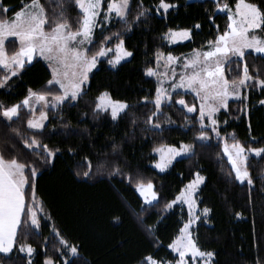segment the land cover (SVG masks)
<instances>
[{"label":"trees","instance_id":"obj_1","mask_svg":"<svg viewBox=\"0 0 264 264\" xmlns=\"http://www.w3.org/2000/svg\"><path fill=\"white\" fill-rule=\"evenodd\" d=\"M23 2L27 0H3L9 11L6 15L0 12V19L11 18ZM41 2L50 16L53 11H59L55 0ZM169 2L178 7L170 9L165 18L155 11L159 0H142L147 14L134 23L141 0H130L128 22L133 24L131 30L117 19L105 25L103 34L96 29L95 44L89 46L90 55L99 47L103 35L115 32L121 34L126 48L133 55L115 69L106 59H101L89 75L85 95L73 102L74 106L64 104L59 110L48 111L46 127L39 131L37 138L41 144L39 151L42 152L45 144L49 149H59L50 162L45 161L46 154L37 155L24 145L22 136L30 139L34 131L27 128L30 117L27 110L21 111L20 119L13 121L11 128L6 122H0V151L5 158L15 156L23 162L35 163L38 168L35 196L36 203L41 205L35 209L40 220L39 234L30 231L25 236L21 231L16 249L9 259L0 260V264H26L27 257L18 253L22 243H30L35 249L33 264H43L45 256L63 264L56 251L60 247V238L69 245L78 246V264H147L144 258L149 255L172 262L176 255L168 245L178 234L185 212L180 206L165 212L163 205L174 199L196 171L206 177L198 193L199 208L211 209L207 223L201 220L194 230L199 247L215 253L214 264H264V154L249 157L246 161L254 180L251 189L247 183L240 185L229 181L231 167L225 157L221 160L217 155L222 154L221 144L212 138L209 146L202 148L197 144L195 156L177 159L164 173L151 167L156 159L152 151L154 147L191 142L199 125L195 123V112L190 114L194 126H186L184 111L174 101L182 96L197 107V100L190 93L180 92L181 95L172 96L173 104L165 106L164 114L158 117L162 130H147L145 121L155 108L152 103L146 104L143 98L153 99L156 82L145 74L146 68L154 67L157 49L173 55L189 53L193 48L205 47L206 42L214 40L227 25V16L217 12L213 0ZM250 2L264 9V0ZM220 3L234 7L235 0H220ZM64 8L75 29L79 9L74 0H66ZM197 23L199 29L195 28ZM177 26L192 29V39L168 45L161 36L168 28ZM257 31L264 37V31ZM115 43L116 40H112L108 46ZM5 47L9 55L16 51L14 40L6 42ZM246 62L251 74L255 75L258 69L264 78V59L248 55ZM229 67L232 71L226 69V77L231 80L241 74L243 62L233 60ZM3 74L4 70H0V76ZM49 79L46 64L34 59L21 74L10 79L8 87L0 88V104L18 103L29 88L42 91ZM104 90L114 100L125 101L130 106L117 121H113L109 113L95 114L92 111L95 97ZM261 99H264V91L253 88L248 92L250 111L247 116L240 111L243 107L240 101H230L229 111L221 110L217 115L220 135L234 134L245 148H264V105L258 103ZM225 120L228 121L226 125ZM12 129H19L22 135H16ZM228 142L232 143V140L229 138ZM89 163L92 165L91 175L84 177L83 172L88 170ZM113 165H119L124 174L130 173L131 182L126 175L110 176ZM138 178L144 182L151 180L160 198V203L154 207L145 205L147 210L143 213L140 211L143 203L134 189ZM26 189L31 201L32 186L26 185ZM237 212L241 214L239 217ZM149 225L153 226L152 232L147 230ZM57 231L59 237L55 235Z\"/></svg>","mask_w":264,"mask_h":264},{"label":"snow or ice","instance_id":"obj_2","mask_svg":"<svg viewBox=\"0 0 264 264\" xmlns=\"http://www.w3.org/2000/svg\"><path fill=\"white\" fill-rule=\"evenodd\" d=\"M65 2L66 0H55L59 11H53L50 16L41 0H27L11 18L0 19V70H4V74L0 76V88L8 87L10 79L21 74L26 65L33 62L35 56L47 61L51 71V78L46 82L42 91L29 88L27 95L18 103L11 106L0 104V122H6L9 128L13 121L20 119L23 109L31 113L26 123L28 129L34 130L32 137L29 139L22 136V139L25 147L32 149L37 155L46 154L44 155L46 162H50V158L59 151V149H49L46 144L42 145V152L39 151L41 144L37 136L39 131L46 127L44 122L48 119V111L59 110L64 104L74 106L73 102L79 101L85 95L89 74L102 58L106 59L108 65L115 69L121 61L133 55V52L126 48L125 40L119 32L103 35L97 50L89 54L92 51L89 46L95 44L96 29L99 28L103 34L105 25L111 23L113 14L120 23L127 25L128 30H131L133 24L128 22L130 0H107L106 8L102 7L103 0H74L80 12L77 20L78 26L75 29L66 16ZM215 3L219 12H227V25L222 33L218 32L214 40L206 42L207 50L193 48L191 55L183 57V63H181L180 57L174 56L171 52L165 55L157 49L154 54L157 67L155 69L147 67L145 70L147 76L158 78L153 99L149 100L147 96L143 98L146 104L152 103L155 108L145 121L148 126L147 130H162L158 117L164 114L165 106L173 104V95H181L178 90L190 91L199 101L198 109L195 104L190 105L186 102L182 96L174 101L184 111L186 126H194L190 114L199 112L195 120L199 127L191 142L181 141L179 146L161 144L159 147H154L152 151L158 154L159 159L153 161V166L160 172H164L178 158L187 159L195 156L197 144L202 148L209 146L211 136L214 135L222 145V154L217 155L221 160L227 157V162L231 165L228 172L229 181L240 185L246 182L251 189L254 180L246 161L252 154L260 157L264 154V148H245L234 134L220 137V121L217 119V114L222 109L228 112L229 100L234 99L243 104L240 111L247 116L250 111L247 104L248 92L253 88L264 91V78H261L258 69L255 75L251 74L246 62L248 55L264 59V37L257 34V30L264 31V9L250 0H235L234 11L228 3H220V0H215ZM139 7L140 11L134 17V23L147 14V10L143 9L142 0ZM177 7V4L169 0H159L156 11L159 15L162 10L166 18L169 10ZM8 11V6L0 0V12L6 15ZM102 13L103 20L100 19ZM195 28L199 29L200 24L197 23ZM192 36V29L177 26L168 28L167 32L162 34L161 39L174 44L189 41ZM9 37H14L19 44L18 49L10 55L5 47L6 42H9ZM112 40H116V43L113 47H109ZM113 52L114 55H112ZM233 58L243 62V68L238 77L229 80L225 70L232 71L229 66ZM162 62L163 71H160ZM178 65L181 68L179 74L176 71ZM169 71H171L170 90L162 86L164 81L169 79ZM258 103L264 105V99ZM40 105L42 107L37 116L36 112ZM129 107L127 102L114 100L111 94L104 90L95 97L92 111L95 114L110 113L111 119L117 121ZM227 122L225 120L224 124L226 125ZM132 123L135 124V120ZM169 123H171L170 120ZM12 131L16 135H22L19 129H12ZM229 138L232 143H228ZM113 150H116L115 145ZM69 151L72 150L69 149ZM91 169L92 165L89 163L88 170L83 172V176L89 177ZM37 174L38 168L35 163L23 162L15 156L7 159L0 151V260L10 258L16 249L21 231L25 236L30 231L39 234L40 220L35 211L37 207H41L36 203L35 196ZM115 175H126L130 182L132 180L131 174L122 173L119 165L112 166L110 176ZM205 179L206 177L201 175L200 171L194 172L193 178L181 187L174 199L163 205L165 212L175 206L182 208L186 206L187 208L188 219L183 223L179 234L168 245V248L177 254L175 264H189L187 257H191V264H214L215 253L202 250L191 231L199 220L202 218L207 220L211 212V209L206 206L203 209L199 208L198 193ZM26 185L32 186L31 201L28 200ZM135 188L143 197L144 203L140 209L142 213L147 210L145 205L150 208L160 203V198L151 180L144 182L138 178ZM240 215L239 212L236 213L237 217ZM147 230L152 232L153 226L149 225ZM55 235L59 237L60 234L57 231ZM46 244L47 241L45 249ZM59 244L60 247L56 251L60 254L63 264H78V246L69 245L63 238L59 239ZM34 251L30 243H22L18 247V253L27 257L26 264H33ZM144 260L147 264H171V262L157 260L150 255ZM43 264H60V261L45 256Z\"/></svg>","mask_w":264,"mask_h":264},{"label":"rangeland","instance_id":"obj_3","mask_svg":"<svg viewBox=\"0 0 264 264\" xmlns=\"http://www.w3.org/2000/svg\"><path fill=\"white\" fill-rule=\"evenodd\" d=\"M188 1H192V0H188ZM213 1H215V0H213ZM102 7L103 8H106L107 7V0H103V4H102ZM233 11L235 10V5H234V7H230ZM217 10V9H216ZM155 11H156V7H155ZM217 12H219L218 10H217ZM156 13H157V11H156ZM219 13H223V14H225L226 16H227V12L225 11V12H219ZM160 14H163V12H162V10H161V13ZM100 19L101 20H103V13L101 14V17H100ZM113 19H117V18H115V16H114V14H113V18H112V20ZM107 25V24H106ZM257 34L258 35H260L259 33H258V31H257ZM261 36V35H260ZM9 40H14L15 41V38L14 37H9ZM166 42V41H165ZM183 42H186V41H181V42H176V43H174V44H177V43H183ZM15 43H16V50L18 49V47H19V44H18V42L17 41H15ZM167 43V42H166ZM168 45H174V44H169V43H167ZM113 47V46H112ZM198 49H201V50H207L208 49V45H206L205 47H203V48H198ZM165 55H167L166 53H164ZM112 55H114V52L112 53ZM191 55V52H189V53H186V54H182V55H174V56H176V57H180L181 58V63H183V57H185V56H190ZM130 57H128V58H126L125 60H123V61H121V63L122 62H124V61H126V60H128ZM34 59H39V60H41V61H43L45 64H46V66L48 67V62L47 61H45L43 58H41V57H39V56H35L34 57ZM103 59V58H102ZM233 60H238L237 58H233ZM98 65V64H97ZM157 67V64H156V60H154V69ZM97 68V67H96ZM95 68V69H96ZM48 69H49V67H48ZM95 69H93V70H95ZM92 70V71H93ZM49 71H50V69H49ZM160 71H163V62L161 63V67H160ZM176 71H177V74H179V72L181 71V68H180V66L178 65L177 67H176ZM225 73H226V70H225ZM91 74V73H90ZM89 74V75H90ZM148 77H150V76H148ZM152 78H154V80H155V82H156V87H157V82H158V78L156 77V76H151ZM170 77H171V71H169V79H167V80H165L164 81V84L162 85L164 88H168L169 90H170V84H171V80H170ZM50 78H51V71H50ZM177 79H179V75H177ZM179 92H183V93H190V94H192L193 96H194V94L193 93H191L190 91H188V90H184V89H180V90H178ZM154 96H155V94H154ZM49 99H50V97H49ZM230 101H234V99H230L229 100V102ZM11 106V105H10ZM42 107V105H40V106H38V110H37V112H36V115L38 116L39 115V109ZM199 108V101L197 100V109ZM25 110H27V109H25ZM223 110V109H222ZM28 111V110H27ZM110 114V113H109ZM199 115V112L197 111V116ZM218 115V114H217ZM30 116H31V113H30ZM30 118V117H29ZM44 123H46V121L44 122ZM210 135H211V133H210ZM220 137H222L221 135H220ZM211 138L213 139V140H216V141H218V138L217 137H215L214 135H212L211 136ZM228 143H230V142H228ZM179 146V145H178ZM221 149H222V145H221ZM153 154L155 155V157H156V159L155 160H157V159H159V156H158V154H156V153H154L153 152ZM249 157H256L254 154H252V155H250ZM226 158V160H227V157H225ZM178 159H180V158H178ZM230 165V164H229ZM151 167L155 170V171H157V172H159V173H164V172H166L168 169H166L164 172H160L159 170H157V169H155L154 168V166H153V163L151 164ZM230 167H231V165H230ZM263 175H264V173H263ZM246 183V182H245ZM202 186V185H201ZM200 186V187H201ZM134 189H135V192L137 193V195L140 197V199H141V201H142V203H144V201H143V197H141L140 195H139V193L136 191V188L134 187ZM181 207V206H180ZM183 210H184V212H185V216H184V218H183V221H182V225H181V227L183 226V223L188 219V213H187V208H186V206L185 207H183ZM201 220H203L204 221V223H207V220H205V219H201ZM201 220H199L198 222H197V224L201 221ZM197 224L196 225H194L193 227H192V229H191V231H192V233H193V237H194V230H195V228H196V226H197ZM180 230V229H179ZM178 234H179V231H178ZM177 234V235H178ZM176 235V236H177ZM171 250V249H170ZM173 253V252H172ZM173 254H175V253H173ZM24 255V254H23ZM176 255V257H177V254H175ZM187 259L189 260V264H191V257H187ZM168 262H171V261H168ZM147 263V262H146ZM171 264H175V260L174 261H172L171 262Z\"/></svg>","mask_w":264,"mask_h":264}]
</instances>
